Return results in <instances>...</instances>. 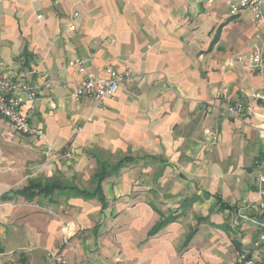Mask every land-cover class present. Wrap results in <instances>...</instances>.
Listing matches in <instances>:
<instances>
[{"label":"crops","instance_id":"obj_1","mask_svg":"<svg viewBox=\"0 0 264 264\" xmlns=\"http://www.w3.org/2000/svg\"><path fill=\"white\" fill-rule=\"evenodd\" d=\"M253 15H228L226 0H0L3 74L35 90L29 122L44 133L7 137L0 116V264H54L55 253L74 264H235L237 252L254 254L264 107L250 92L262 78L240 59L264 52ZM75 58L98 76L128 64L135 80L93 111L70 97Z\"/></svg>","mask_w":264,"mask_h":264},{"label":"built area","instance_id":"obj_2","mask_svg":"<svg viewBox=\"0 0 264 264\" xmlns=\"http://www.w3.org/2000/svg\"><path fill=\"white\" fill-rule=\"evenodd\" d=\"M207 4L213 3L214 0H205ZM264 0H226L227 13L230 16H236L240 11L249 9L253 15V21L258 24L264 33V14L261 12V7ZM78 17L77 13H73L70 17L68 26L69 31H75L74 20ZM264 46V38H263ZM241 60L247 59L249 65L262 78V85L254 88L250 92L252 100L260 103L264 107V52L263 48H257L253 52L241 56ZM68 67L76 68L81 79L76 84L74 90L70 93V97L79 100L87 97L93 111H103L105 109V100L114 96L121 85L131 84L135 80V74L130 65H126L122 71H116L110 67H103L98 72L103 73L98 76L95 73L87 72L84 61L81 58H75L67 62ZM4 62L0 59V116L6 119L13 130L6 131L7 137H13L15 133L31 136L39 141L43 140L44 133L41 129L32 127L29 119L35 110L37 94L35 90L28 84H18L11 79H8L3 74ZM47 88L48 85H47ZM238 109L225 108L227 114H234ZM80 129H78L79 131ZM207 136H211L210 132H206ZM264 138V130L261 132ZM213 142V141H212ZM51 152L50 149H48ZM70 151L67 149L63 154H57L59 157H69ZM264 196V176L259 178V198ZM242 209V208H241ZM239 209V211H241ZM243 220H248L254 225L263 226L255 220L247 219L241 216ZM54 264H74L68 262L60 253L51 255ZM235 264H264V232L258 234L254 241V254L245 252H237Z\"/></svg>","mask_w":264,"mask_h":264},{"label":"trees","instance_id":"obj_3","mask_svg":"<svg viewBox=\"0 0 264 264\" xmlns=\"http://www.w3.org/2000/svg\"><path fill=\"white\" fill-rule=\"evenodd\" d=\"M102 179H100L99 181H98V183L101 181ZM4 253V248H3V246H2V244L0 243V254H3Z\"/></svg>","mask_w":264,"mask_h":264}]
</instances>
